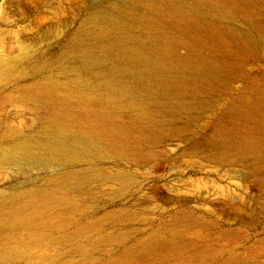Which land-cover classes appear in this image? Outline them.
<instances>
[{
    "label": "rangeland",
    "instance_id": "obj_1",
    "mask_svg": "<svg viewBox=\"0 0 264 264\" xmlns=\"http://www.w3.org/2000/svg\"><path fill=\"white\" fill-rule=\"evenodd\" d=\"M118 5L164 18L133 0H0V221L23 205L35 213L0 227V264H264V130L252 120L264 113V0L221 16L222 32L167 24L186 63L126 95L103 75L117 41L132 34L146 48L159 31L138 20L108 34ZM117 57L124 75L130 57ZM165 75L172 86L156 93ZM64 102L102 151L74 142L67 159L17 171L4 151L39 150Z\"/></svg>",
    "mask_w": 264,
    "mask_h": 264
},
{
    "label": "bare ground",
    "instance_id": "obj_2",
    "mask_svg": "<svg viewBox=\"0 0 264 264\" xmlns=\"http://www.w3.org/2000/svg\"><path fill=\"white\" fill-rule=\"evenodd\" d=\"M134 2H143L145 8L149 9L152 15H162L164 18L155 19L153 16H140V18L133 12L132 8L118 5L117 9L120 14V18L115 19L114 17H108V31L110 34L115 28V25L128 26L132 22L140 20L147 27L158 29V34L154 39L151 46L144 48L143 46H136L138 38L136 35L128 34L120 38L117 41V51L119 55L127 56L129 59L127 61V68L124 75L120 74L121 63L123 62L122 57H115V61L109 66L105 67L103 70L104 77L111 83L115 82L114 91L120 95H126L135 90H140L141 93H148L151 91H146L148 88V82L153 80L157 72L166 71L169 68H175L179 70L186 63V58L179 59L175 56L171 49L172 42H180L172 37L166 31V25L170 24L171 27L177 29L180 33L185 34L188 31L206 29L208 28L210 32H222L224 28L220 23L221 16L226 15L225 13H235L240 10L241 4L246 3L247 0H196L193 5L192 10L194 15L192 17H185L184 4L187 0H133ZM243 5V6H244ZM115 7V6H114ZM97 13V12H96ZM151 14V13H150ZM238 14V13H236ZM102 17L100 14H96L93 17L96 23L97 19ZM122 20V21H121ZM169 29L171 28L168 26ZM94 28V27H93ZM101 30L94 28L91 31L93 38L100 36ZM230 34L239 40L241 45H245L249 42L246 35L242 34L240 31L234 28H230ZM151 47V48H150ZM150 48V49H148ZM101 57L93 56L90 61H99ZM130 71V72H129ZM128 72L129 76H132L137 81L133 85L128 82ZM115 79V81H113ZM172 86L171 77L165 75L161 80L157 82L156 93L165 94L166 89ZM176 87L173 89L175 90ZM45 91H49V94L54 95L51 87H47ZM253 95L249 97L246 102L248 105H253L254 102H258L254 99ZM85 97V95H83ZM58 100L52 99L51 104L57 105ZM62 109L57 111L53 128L49 135L44 136L45 139L40 141V149L34 150L29 146H23L20 149V157L10 149L5 150L4 155L7 159L12 160L15 163L16 170L21 172L26 168L31 167H46L53 159H67L73 151L72 145L77 142L78 149L85 151L86 153L92 155L97 152L102 151V149L96 144L93 138L83 139L82 130L83 124L78 120L79 115L72 108V106L67 103ZM75 120V121H74ZM258 128L264 130V113H260L256 118L252 119ZM74 121V122H73ZM104 122V115H100L97 119L91 122V125L100 129ZM114 130L116 131L115 144H120L125 146V139L127 135H123L125 129L121 125H115ZM53 131L55 133L53 134ZM252 135H255L251 133ZM74 140V141H73ZM261 140L264 141V138ZM71 141H73L71 143ZM35 213L28 211V205H23L21 209L12 212L8 217L0 221V227H11L17 224H27L33 220Z\"/></svg>",
    "mask_w": 264,
    "mask_h": 264
}]
</instances>
